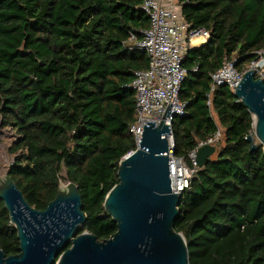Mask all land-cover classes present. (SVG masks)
<instances>
[{
  "label": "trees",
  "instance_id": "obj_1",
  "mask_svg": "<svg viewBox=\"0 0 264 264\" xmlns=\"http://www.w3.org/2000/svg\"><path fill=\"white\" fill-rule=\"evenodd\" d=\"M191 29L210 37L190 46L180 98L186 114L173 120L175 154L188 157L222 128L208 158L182 193L175 229L190 264H264V145L251 150L253 115L228 85L212 91L226 59L245 71L264 50V0H178ZM142 0H0V116L13 130L17 156L8 173L28 202L46 209L62 182H73L88 219L78 233L112 237L105 212L119 182L121 160L137 149L135 72L148 56L130 41L150 25ZM216 115L218 121H216ZM1 166V160H0ZM65 172V175L63 174ZM20 243L0 201V249ZM70 247V245H68Z\"/></svg>",
  "mask_w": 264,
  "mask_h": 264
},
{
  "label": "water",
  "instance_id": "obj_2",
  "mask_svg": "<svg viewBox=\"0 0 264 264\" xmlns=\"http://www.w3.org/2000/svg\"><path fill=\"white\" fill-rule=\"evenodd\" d=\"M233 92L253 115L254 132L247 141L256 150L257 142L264 145V80L248 70ZM171 132L165 119L159 124L148 120L137 149L121 160L119 182L104 202L118 230L105 240L89 231L78 233L88 216L75 183L60 187L41 210L8 173L0 184V201L16 227L20 251L7 256L0 249V264H190L187 241L175 229L182 193L171 188ZM216 151L214 145L201 147L200 167Z\"/></svg>",
  "mask_w": 264,
  "mask_h": 264
},
{
  "label": "built area",
  "instance_id": "obj_3",
  "mask_svg": "<svg viewBox=\"0 0 264 264\" xmlns=\"http://www.w3.org/2000/svg\"><path fill=\"white\" fill-rule=\"evenodd\" d=\"M142 10L149 17L150 25L137 39L133 34L130 41L135 43L149 58V67L137 70L133 81L136 91V120L130 126L137 146L140 143L144 124L163 119L170 124L174 116L186 114V103L180 98L182 84L186 77L183 60L187 49L196 38L208 39L210 32L204 29H191L181 12V5L173 0H142ZM254 70L256 78L264 80V50H258L247 64L245 71L236 69L235 61L226 59L223 67L212 75V91L217 86L228 85L232 91L238 87L243 74ZM223 137L218 129L188 153L179 157L173 152L175 140L173 128L169 134L171 188L174 193H183L190 187L193 176L200 169L198 151L206 145L217 146Z\"/></svg>",
  "mask_w": 264,
  "mask_h": 264
},
{
  "label": "rangeland",
  "instance_id": "obj_4",
  "mask_svg": "<svg viewBox=\"0 0 264 264\" xmlns=\"http://www.w3.org/2000/svg\"><path fill=\"white\" fill-rule=\"evenodd\" d=\"M216 121H218L216 115L214 114ZM222 129V128H221ZM16 140V136L12 129L10 128H3L1 123V116H0V184L3 180H5L9 167L11 163L15 160L17 154L11 151V147ZM217 156V152L212 155L213 158ZM65 175V172L63 173ZM69 183L62 182L61 187L65 188Z\"/></svg>",
  "mask_w": 264,
  "mask_h": 264
},
{
  "label": "crops",
  "instance_id": "obj_5",
  "mask_svg": "<svg viewBox=\"0 0 264 264\" xmlns=\"http://www.w3.org/2000/svg\"><path fill=\"white\" fill-rule=\"evenodd\" d=\"M174 1H176V4H177L178 0H173V2ZM194 41H195V43L193 42V45L192 46L193 47H196V46H200L201 44L205 43L207 40L204 39V38H202V37H198Z\"/></svg>",
  "mask_w": 264,
  "mask_h": 264
},
{
  "label": "bare ground",
  "instance_id": "obj_6",
  "mask_svg": "<svg viewBox=\"0 0 264 264\" xmlns=\"http://www.w3.org/2000/svg\"><path fill=\"white\" fill-rule=\"evenodd\" d=\"M194 43H195V41H194Z\"/></svg>",
  "mask_w": 264,
  "mask_h": 264
}]
</instances>
